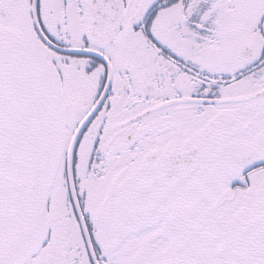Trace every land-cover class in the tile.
I'll use <instances>...</instances> for the list:
<instances>
[{
    "label": "snow or ice",
    "instance_id": "1",
    "mask_svg": "<svg viewBox=\"0 0 264 264\" xmlns=\"http://www.w3.org/2000/svg\"><path fill=\"white\" fill-rule=\"evenodd\" d=\"M0 264H264V0H0Z\"/></svg>",
    "mask_w": 264,
    "mask_h": 264
}]
</instances>
